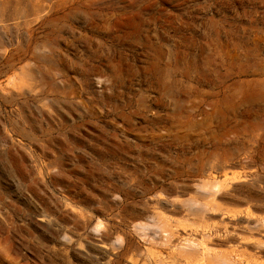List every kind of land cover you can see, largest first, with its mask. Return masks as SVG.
<instances>
[{
	"label": "rangeland",
	"instance_id": "374dc122",
	"mask_svg": "<svg viewBox=\"0 0 264 264\" xmlns=\"http://www.w3.org/2000/svg\"><path fill=\"white\" fill-rule=\"evenodd\" d=\"M0 264H264V0H0Z\"/></svg>",
	"mask_w": 264,
	"mask_h": 264
}]
</instances>
